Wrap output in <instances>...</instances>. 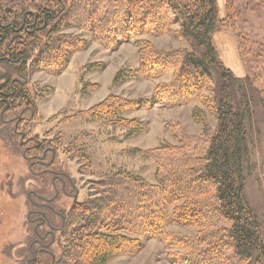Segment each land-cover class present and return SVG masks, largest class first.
I'll return each mask as SVG.
<instances>
[{
  "label": "trees",
  "instance_id": "trees-1",
  "mask_svg": "<svg viewBox=\"0 0 264 264\" xmlns=\"http://www.w3.org/2000/svg\"><path fill=\"white\" fill-rule=\"evenodd\" d=\"M50 1L62 4L60 14L65 13L67 21L42 7L26 13L22 7L12 23L0 20V60L18 63V73H62L71 56L90 44L83 35L67 33L70 28L90 32L111 50L137 39L136 72L152 79L174 70V77L158 84L150 99L111 95L88 113L99 120L113 119L133 134L142 131L143 123L122 115L154 104L197 102L216 116L215 128L200 135L175 124L171 128L178 144L147 152L157 167L155 183L132 173L109 174L98 181L85 201L71 207L67 245L52 264H104L118 254L137 253L143 239L154 238L177 249L170 255L172 264H245L253 258L259 262L264 257V224L245 193L249 124L258 104L245 79L221 59L214 37L227 24L218 0H73L70 7L65 0ZM177 23L174 34L189 49H159L139 39L168 34ZM30 24L36 28L32 32L26 29ZM88 67L94 70L102 64ZM127 77L119 71L114 83ZM210 91L214 95L207 94ZM37 97L8 75L0 84L4 111L23 107L36 112ZM260 104L264 110V99ZM194 112L207 125L203 110ZM170 224L198 231L195 236L171 233Z\"/></svg>",
  "mask_w": 264,
  "mask_h": 264
},
{
  "label": "rangeland",
  "instance_id": "rangeland-1",
  "mask_svg": "<svg viewBox=\"0 0 264 264\" xmlns=\"http://www.w3.org/2000/svg\"><path fill=\"white\" fill-rule=\"evenodd\" d=\"M63 3L70 7L73 0ZM218 3L220 16L227 24L225 30L214 37L221 59L237 76L245 79L251 97L258 104L249 124L245 193L264 224V110L260 104L264 99V0H218ZM61 5L50 0H0V20L12 23L22 7L24 13L38 12L42 7L67 21L66 14H60ZM62 8H65L64 4ZM178 28L177 23L168 34L144 35L139 39L149 40L159 49H189L188 44L175 36L174 30ZM14 30L18 32L17 28ZM33 30L32 26L28 28V32ZM66 32L83 35L90 44L87 49L74 53L67 68L58 75L29 69L28 74L20 76L18 63L0 60V84L8 75L23 81L33 95L38 94L36 112L23 107L7 111L0 108V264H52L67 245L66 238L72 226L68 219L71 207L85 201L98 181L109 174L132 173L155 183L157 167L147 152L165 144H178L171 127L176 124L188 134L200 135L205 130H213L216 125L215 114L197 102L175 107L154 104L150 108L125 112L124 118H136L143 123L142 131L135 134L116 125L113 119L94 118L88 113L89 109L108 96L150 99L158 84L174 77V70L157 78H144L136 72L140 65L137 39L111 50L96 42L90 32L79 28H70ZM98 63L102 64L101 68L91 70L88 67ZM122 70L128 77L115 84L114 79ZM207 94L214 95V92ZM234 94L239 99L238 91ZM195 109L203 110L202 118L207 125L194 117ZM16 129L26 133V137L35 138L29 146L36 145L38 140L43 143V148L25 152L27 146ZM48 147L45 162H52L50 168L54 173L70 176L80 191L76 198H71L62 192V185L57 181L60 194L53 206L66 215V221L62 222L60 217L51 218L53 224L63 230L55 231L54 237L46 240V243L52 242L51 253L39 254L33 260L30 247L35 252L40 248L39 245L32 247L37 239L35 227L38 221L30 222L28 215L36 209L33 203L53 197L56 190L52 185L53 174L32 173V159L25 155L42 157ZM45 168L36 165L33 170L42 172ZM66 190L75 192L70 185ZM47 230L45 226L38 229L40 234ZM168 231L195 236L198 230L170 224ZM142 242L137 253L118 254L104 264H172L170 255L177 249L155 238ZM245 264H264V257L259 262L253 258Z\"/></svg>",
  "mask_w": 264,
  "mask_h": 264
},
{
  "label": "flooded vegetation",
  "instance_id": "flooded-vegetation-1",
  "mask_svg": "<svg viewBox=\"0 0 264 264\" xmlns=\"http://www.w3.org/2000/svg\"><path fill=\"white\" fill-rule=\"evenodd\" d=\"M31 26L33 27V29H36L35 26L31 25V24L28 25L26 27V29H28ZM19 75L22 76L20 73H19ZM13 80H16L18 82L23 83V81H21L19 78L13 79ZM18 126H19V121L16 123V127H18ZM16 132L17 133L19 132V134L22 138L23 144H25L27 146L25 149V152L29 153L32 151L41 150L43 148V143L39 142L38 140H36L37 141L36 145L29 146V144L31 142L35 141V138L29 137V136L26 137V133H24L22 131H18L17 129H16ZM49 150H50V147L45 149L44 156H42V157H39L36 154H32L31 156L25 155V157L27 159H32V162L30 164V171L32 173H35L36 175H41V174H45V173L53 174L52 185H53L54 189L56 190L53 197L43 199L42 203H33V205L36 207V209L31 211L30 214L28 215L30 222H37L38 221V223L35 227L37 239H35L33 241L32 247L35 245H39L40 248H39L38 252H35V251H33L34 249L32 250V248L30 247L31 252L33 253V260L37 259L39 254L51 253V251L49 249L52 245V242L46 243V240L48 239V237H51V238L54 237L55 231L63 230L62 227L58 228L57 226H55L53 224L54 221L51 218L60 217L62 219V222L66 221V215L64 213L58 212L56 210V208L53 206V203L58 199L59 194H60L59 191L57 190V187H56L57 181L60 182L62 185L61 186L62 192L71 198H76L79 195V191H80L79 188L76 187L75 182L71 179L70 176L60 175V174L54 173V171L50 168L52 165V162H50V163L45 162V155ZM36 165H40V166H43L46 168L42 172H37V171L33 170V168ZM68 185H70L74 189L75 192L69 193L66 190ZM35 195L37 198L39 197V195H37V194H35ZM32 216H35V217L32 218ZM42 226L48 227V230L44 234H40L38 231V229Z\"/></svg>",
  "mask_w": 264,
  "mask_h": 264
},
{
  "label": "bare ground",
  "instance_id": "bare-ground-1",
  "mask_svg": "<svg viewBox=\"0 0 264 264\" xmlns=\"http://www.w3.org/2000/svg\"><path fill=\"white\" fill-rule=\"evenodd\" d=\"M56 206V205H55Z\"/></svg>",
  "mask_w": 264,
  "mask_h": 264
}]
</instances>
